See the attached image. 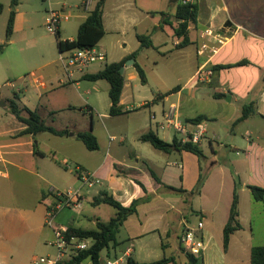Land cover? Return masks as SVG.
Here are the masks:
<instances>
[{"label": "crops", "instance_id": "0c3cea01", "mask_svg": "<svg viewBox=\"0 0 264 264\" xmlns=\"http://www.w3.org/2000/svg\"><path fill=\"white\" fill-rule=\"evenodd\" d=\"M98 1L95 0L91 6L94 4V8ZM108 1L105 0L104 8ZM144 1L123 0L120 5L133 14L131 26L136 30L140 20L144 19L141 22H145L149 15L154 20L151 32L146 27L144 31L137 32L136 37L138 34H151L152 37L158 29L165 31L166 26H170L174 31L173 44L179 49L180 60L179 70L168 78L164 77L155 87L157 94L139 105L141 108L148 107V111L136 112L145 113L146 118L144 120L140 117L135 123L138 144L132 152L134 163L127 162L122 153L113 156L107 153L99 162L95 153L100 149L89 150L76 137L78 132L85 131L98 136L94 123L97 105L93 99L87 103L93 123L91 129L62 136L49 132L35 136L23 133L26 124L11 112L2 110L11 99L0 105V264H30L27 258L41 245L46 234L48 207L56 203L49 188L55 184V188L61 190H83L78 168L94 173L101 179L102 189L93 197L107 190L123 205L129 206L135 199L149 196V200L141 203L138 212L130 216L120 229V232L125 229L129 242L121 248V241L117 236L118 245L111 250V258L117 256L119 264H127L130 257L139 262L175 257L177 264H187L180 243V237L187 229H195L196 236L204 239V249L198 255L203 264H251L252 248L259 246L252 244L255 235L264 240V203L255 201L247 187H264V14H261L264 0H196L199 6L197 21L189 26V44L181 48L178 47L182 38L175 34V27L182 22L176 18L177 3L166 0L172 7L168 11L164 8L152 9V5ZM79 2V8L87 13L93 9L87 7L83 0ZM66 9L65 3L61 10ZM55 11L61 15L59 10ZM158 13L161 18L155 20V14ZM103 22L107 32L104 17ZM19 29L16 12L15 30ZM59 33L60 36L63 33L61 25ZM54 35L56 38V34ZM5 36H0V45L5 41ZM74 39L71 36L63 40ZM100 42L95 48L106 55L103 61L106 62L109 49L107 45L98 47ZM11 44L13 39L0 54V102L5 100L1 87L12 78H23L29 72L25 69L26 63L21 56L7 52ZM162 44L165 45L166 42ZM140 45L137 37L136 49H129L126 44L122 55L113 62L129 58L140 49ZM137 57L134 58V63L124 65L125 85L120 101L122 111L130 112L134 109L127 105L125 93L126 88L131 87L134 95L138 85L140 76L135 67ZM243 60L248 63L238 64ZM55 63V60L49 61L42 68ZM203 68L212 70V75L198 79L197 73ZM31 74L33 77L34 72L31 71ZM66 75L69 80L58 79L57 84L47 81L44 74L33 77L30 84L38 89L40 103L32 105L28 101L22 104L20 88L15 91L20 97L19 103L30 106L32 110L37 109L41 114L46 113L55 122L59 112L74 107L67 98L64 85H80L78 81L85 74L75 73L70 76L66 72ZM249 78L254 81L248 83L246 80ZM100 81H96L97 87H100ZM10 85L16 87L14 83ZM240 85L243 87L240 88ZM176 87L179 88L172 91ZM214 94H223L224 97L217 98ZM228 95L229 101L226 100ZM251 103L257 113L235 123L241 116L243 106ZM172 104L177 106L183 121L200 115L206 117L203 124L207 133L200 144L204 152L202 160L188 151L166 153L141 140L142 134L149 130L155 131L168 142H172L175 136L182 138L174 129L162 126L165 113ZM111 105L110 102L109 110ZM107 115L98 113L99 117ZM169 131H173L171 140L167 137ZM112 139L115 137H110V144ZM72 141H81L88 151L87 156L81 154L79 149L83 152V148ZM126 142L127 138L122 137L120 143ZM42 146L46 149H41ZM36 149L40 154L35 153ZM48 152L51 154L48 155ZM68 158L77 162L68 171L74 175L75 180L63 181L54 165L59 164L58 160ZM46 159L52 163L51 169L46 167ZM147 164L164 184L186 192L165 188L156 182L148 171ZM64 166L69 168L67 163ZM202 173L206 177L205 182L201 190L193 194L191 191ZM237 180L242 183L237 189L242 228L231 235L228 248L224 249V228L230 216ZM90 194L89 191L83 193V201L89 200ZM71 212L75 211L65 208L61 210L55 217V225L92 229L101 220L95 213L85 215L83 211L76 214ZM190 216L197 217V221L190 224ZM199 222H203L202 228L199 227ZM48 240L47 237L45 241Z\"/></svg>", "mask_w": 264, "mask_h": 264}, {"label": "rangeland", "instance_id": "374dc122", "mask_svg": "<svg viewBox=\"0 0 264 264\" xmlns=\"http://www.w3.org/2000/svg\"><path fill=\"white\" fill-rule=\"evenodd\" d=\"M123 0H109L107 5L104 8V20L106 25V35L103 40L100 42L99 46L107 45L108 47V56L107 61H98L91 64L87 67L83 73H93L98 70L103 69L107 64L117 61L123 53V48L129 47V49H136L137 44V32H142L146 27L148 31L151 32L154 25V20L150 17L145 22L139 21L137 30L131 26L133 14L129 10H124L120 7ZM196 2V0H193ZM257 2V0H254ZM259 0L258 2H261ZM144 2L152 5V9H165L170 10V2L166 0H145ZM0 3L4 5V9L0 14V36L6 35V25L12 10H16L18 21L20 24V29L15 30L13 34V44L7 48L9 54H17L24 59L26 65L25 69H28L29 72L23 75V78H12L9 80L5 86L1 87L2 93L5 96V100L2 101L4 104L7 103L9 99H13L14 93L19 88L22 89L20 92L22 104L31 102L32 105L40 103L38 97V89L32 87L30 81L35 76H40L44 74L47 81H52L54 84L58 83V79L69 80L66 72L63 70V66L60 62V54L63 56H68L72 53L73 50L65 51L60 53L57 45L55 35L52 34L47 28V18L49 16V11L51 9L59 10L61 12V28H62V39L66 37H77L78 29L80 24L84 21V18L87 16V11H84L82 8H79V0H0ZM67 4V9L62 11L63 4ZM94 4L91 6L92 9ZM264 8L261 9V14H264ZM156 19L161 18L160 14H155ZM164 28V27H163ZM174 31L170 29V26H166L165 31L157 30L152 35V40L154 47L144 48L139 52L137 57V62L144 68L146 73L147 80L144 82L141 78L138 79V85L135 87V93L131 87L126 88L125 98L127 100V105L131 108H134L132 111H122L117 117H111L109 104V90L108 87L110 84L101 80L100 87L96 86V82L81 78L78 83L80 85L66 84L63 88L66 89L67 98L73 103L74 107L69 110H64L58 113V116L55 118V122H52L50 116L42 112L43 118L47 123L54 125L58 128H65L69 130V134L81 130H90L92 126V117L88 113L87 103L93 99L97 105V112L95 111V127L96 134L98 133L97 140L99 144V149L97 153V159L100 162L106 154L117 155L122 153L125 155L129 163H134L135 158L133 156L134 150L137 148L138 136L136 132L135 123L141 117L142 119L146 118L145 113H136L144 111L146 108H141L139 105L145 100L153 98L157 94L155 87L156 85L164 78L170 77L171 74L178 71V60L179 58V49L173 44L174 42ZM125 41V43H124ZM166 42V44H162ZM181 48V47H178ZM188 50V49H187ZM135 51V50H134ZM132 58L128 59L131 60ZM55 60V65L50 67L42 68L43 65L49 61ZM177 64V65H176ZM31 71L34 72L32 77ZM77 73V72H76ZM78 75H76L77 77ZM248 83L253 82L252 79L246 80ZM262 82V81H261ZM10 83L16 85L13 88ZM243 86L240 85V88ZM26 97V98H25ZM227 96L226 100L228 99ZM6 107H2V110L5 112H11L9 104H6ZM30 107V106H29ZM98 113L108 114L107 117H99ZM145 120V119H144ZM115 137L112 139L110 144V137ZM173 131H169L167 134L168 139H172ZM127 138L125 144H121V138ZM75 145H79L80 148H83V152L79 149V152L84 156H87L88 151L81 141H72ZM133 146H132V145ZM112 145V148H111ZM75 146V147H76ZM151 150V145H148ZM41 149H46L44 146ZM51 153L48 152V155ZM152 158L154 155H150ZM159 159V158H158ZM172 160L174 157L171 158ZM87 160V159H85ZM60 161L58 165H54L55 170H57L63 181L75 180V177L72 173L68 172L73 169L77 162L68 158L67 160H58ZM64 163L68 164V169L65 168ZM46 167L49 166V169L52 168V163L48 159L45 160ZM60 178V179H61ZM53 187H56L55 184H52ZM102 187L96 185L94 187H83V193L91 192L89 200L83 201L81 211L85 215H90L95 213L96 216H99L101 220L107 221L115 215L116 210L107 204H102L99 206H94L91 201L93 200V195L96 194ZM67 210H72L70 208H65ZM64 210V209H63ZM77 213V212H71ZM189 223L197 221V217L190 216ZM257 227V222L255 223ZM52 234V235H51ZM46 235V236H45ZM42 238L41 245L33 250L31 255L27 258V261L30 264H37L41 257H46L48 255H55L57 250L55 247L49 245V240L53 239V233L51 227L46 225V234ZM253 239V245L264 244V240H260L257 235ZM48 237V241L45 239ZM118 240L121 241L120 247L123 248L129 242L128 234L123 229L118 234ZM103 257H106L107 250L102 252ZM115 260V258H112ZM123 264H126L125 262Z\"/></svg>", "mask_w": 264, "mask_h": 264}, {"label": "trees", "instance_id": "16d2710c", "mask_svg": "<svg viewBox=\"0 0 264 264\" xmlns=\"http://www.w3.org/2000/svg\"><path fill=\"white\" fill-rule=\"evenodd\" d=\"M104 4L105 0H99L95 7L87 13L85 20L81 23L78 29L77 37L74 40H63L58 32L56 34V40L60 53L76 50V49H86V48H95L98 43L104 38L106 31L103 22V13H104ZM4 9V5L0 3V14ZM199 6L196 2H183L179 0L177 2L176 18L182 22L175 27V34L177 37L182 38V42L179 44L180 47L187 46L189 44V26L195 24L197 21ZM163 14V12H161ZM15 21H16V10H12L6 25V36L5 41L0 45V54L4 49L9 45L14 31H15ZM141 45L140 49L130 55L129 58H136L141 50L144 48L154 47V43L151 37V34H138L137 35ZM129 58H125L119 62H113L107 64L103 69L95 73H86L83 78L91 81H100L105 80L110 84L109 97L112 103L110 108L111 115H118L122 113V107L120 105L121 97L125 85V76L121 73V68L125 65ZM247 60L240 61L238 64H246ZM135 67L142 81H146V73L144 68L138 63H135ZM226 66H220V68H225ZM214 69H217L215 67ZM179 87L174 88L172 91H176ZM168 95V94H166ZM217 98L224 97L223 94H214ZM20 97L17 93L14 94V98L9 101V108L13 115L17 119L26 124V129L23 133L37 135L42 132H49L55 135H67L69 130L63 129L58 130L53 125L48 124L43 118L39 110H32L27 106L21 105L19 103ZM1 100V97H0ZM256 109L253 103L244 105L242 109L241 116L235 121V123L241 122L250 116L256 114ZM206 119L205 116H197L186 120L187 124L197 125L203 123V120ZM76 137L81 140L89 150L99 149V144L96 135L91 131L78 132ZM141 140L144 142L150 143L154 148L171 153L173 151H188L194 153L199 157L200 160L204 158V152L200 147V144H195L191 141L183 143L181 139H178L177 136L173 138L172 142H168L153 131L149 130L146 133L142 134ZM36 154L40 152L36 149ZM147 169L152 175V177L165 188L172 190H177L181 192H186L184 189H177L172 186L164 184L160 177L156 174L154 169L147 164ZM205 175L202 173L199 177L198 183L193 191V194L198 193L201 190L202 185L205 182ZM242 183L236 181V191L231 206L230 216L228 222L224 228V249L228 248L230 243L231 235L242 228V224L239 218V197L237 194V189ZM143 187L144 185L141 184ZM248 189L255 201L264 203V187L248 185ZM149 200V196H146L141 199H135L129 206L123 205L118 201L112 194L107 190L99 192L96 196L93 197L92 204L94 206H99L102 204H107L112 206L116 212L113 217L107 221L98 220L95 228L84 229L69 227L68 234L76 235L81 238H92L93 244L89 250L79 252L78 255L74 258L78 261L91 257L96 264H99L100 259L103 257L102 252L107 250V256L111 258V250L117 247V236L120 232L121 227L124 225V222L132 215L138 212V206ZM53 206H49L48 209ZM184 234V233H183ZM183 236V235H182ZM182 236L180 237L181 250L184 252L187 258V264H203L202 261L198 258L197 255H194L190 251L186 250L182 244ZM112 259V258H111ZM115 259H118L115 256ZM177 264L175 257H164L159 260H154L151 262H139L136 259L130 257L127 260V264ZM69 264V262L67 263ZM251 264H264V245L254 246L251 253Z\"/></svg>", "mask_w": 264, "mask_h": 264}, {"label": "built area", "instance_id": "2783aa9c", "mask_svg": "<svg viewBox=\"0 0 264 264\" xmlns=\"http://www.w3.org/2000/svg\"><path fill=\"white\" fill-rule=\"evenodd\" d=\"M95 0H83L88 7ZM183 2H194L193 0H182ZM61 15L50 10L47 18V28L52 34H57L60 29ZM106 55L96 48L76 49L68 56L60 54V62L62 63L68 75L82 73L91 64L98 61H105ZM205 75L211 76L212 70L201 69L197 73V78L202 79ZM163 127L172 128L177 134L181 135L183 143L191 141L195 144H201L206 137L207 129L203 123L193 125L187 124L180 117L177 106L172 104L165 113ZM78 177L85 187H94L102 183L101 179L94 173L78 168ZM49 191L56 199L55 205L47 210L46 225L52 228L53 239L49 241V245L55 247L57 253L53 256L48 255L41 257L37 264H96L95 261L88 257L83 260H76L74 256L79 252L89 250L93 244L92 238H81L76 235L68 234V227L55 225L56 215L64 208H70L75 212H80L83 203L82 188H67L64 190L50 187ZM199 227H203V222H199ZM182 244L186 250L194 255H200L204 249V239L196 236L195 229H187L182 236ZM120 259H111L102 257L99 264H119Z\"/></svg>", "mask_w": 264, "mask_h": 264}, {"label": "water", "instance_id": "95a60500", "mask_svg": "<svg viewBox=\"0 0 264 264\" xmlns=\"http://www.w3.org/2000/svg\"><path fill=\"white\" fill-rule=\"evenodd\" d=\"M172 1L175 2V3H177L179 0H172ZM134 62H135V59L132 58L131 60H128L126 63H127V64H130V63H134ZM120 70H121V73H123V72H124V66H123ZM1 104L4 105L3 102H0V105H1Z\"/></svg>", "mask_w": 264, "mask_h": 264}]
</instances>
